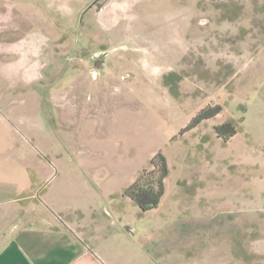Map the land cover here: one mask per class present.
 I'll use <instances>...</instances> for the list:
<instances>
[{"label": "rangeland", "instance_id": "rangeland-1", "mask_svg": "<svg viewBox=\"0 0 264 264\" xmlns=\"http://www.w3.org/2000/svg\"><path fill=\"white\" fill-rule=\"evenodd\" d=\"M0 111L56 161L54 186L85 158L120 190L165 154L156 208L110 202L149 264H264V0H0Z\"/></svg>", "mask_w": 264, "mask_h": 264}, {"label": "crops", "instance_id": "crops-1", "mask_svg": "<svg viewBox=\"0 0 264 264\" xmlns=\"http://www.w3.org/2000/svg\"><path fill=\"white\" fill-rule=\"evenodd\" d=\"M29 96V110L38 111L35 94ZM32 139L17 137L0 111V264H149L141 233L135 236L133 222L110 203L126 185L115 190L110 173H93L98 163L82 158L87 172L54 186L56 161L42 157ZM37 186L42 191L26 202L17 198Z\"/></svg>", "mask_w": 264, "mask_h": 264}, {"label": "trees", "instance_id": "trees-1", "mask_svg": "<svg viewBox=\"0 0 264 264\" xmlns=\"http://www.w3.org/2000/svg\"><path fill=\"white\" fill-rule=\"evenodd\" d=\"M221 110L220 105L204 107L183 128L190 129L202 120L214 116ZM218 137L228 140L233 136L238 126L233 121H226L214 126ZM151 168L142 170L128 186L122 189V195L128 197L142 211L156 208L165 192V179L169 174L168 160L165 154L158 150L150 158ZM112 197V196H111ZM113 197H115L113 195Z\"/></svg>", "mask_w": 264, "mask_h": 264}]
</instances>
